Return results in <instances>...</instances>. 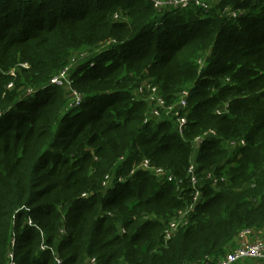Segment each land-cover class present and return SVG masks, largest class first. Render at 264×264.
<instances>
[{
	"label": "trees",
	"instance_id": "16d2710c",
	"mask_svg": "<svg viewBox=\"0 0 264 264\" xmlns=\"http://www.w3.org/2000/svg\"><path fill=\"white\" fill-rule=\"evenodd\" d=\"M228 3L247 10L213 15ZM146 83L189 90L184 135ZM245 228L264 231V0H0V264H213Z\"/></svg>",
	"mask_w": 264,
	"mask_h": 264
},
{
	"label": "built area",
	"instance_id": "2783aa9c",
	"mask_svg": "<svg viewBox=\"0 0 264 264\" xmlns=\"http://www.w3.org/2000/svg\"><path fill=\"white\" fill-rule=\"evenodd\" d=\"M154 5L157 8H185L189 7L191 4L195 6H200L205 9L210 7L205 0H152ZM219 3L223 0H217ZM242 1V0H241ZM230 8L228 11L225 10V7L222 10V15L230 18L229 14H235L238 11L241 15L243 12L241 8L237 7H227ZM220 9V7H219ZM69 69L60 74L58 77L52 80V84H63L64 81H67ZM139 95L145 94L148 92L146 100L153 104L152 109L150 110L149 117L161 119L166 115H175L176 116V127L179 134L184 135L187 125L188 118L186 116V107L188 106V97L189 90H183L180 94L179 99L174 103H167L165 98L159 93L158 88L151 83H146L140 86ZM81 97L80 95L76 96L75 105L80 104ZM228 108V104H225L224 107L218 108L217 112L221 113ZM148 120V118H146ZM208 135H217L215 130H209L199 135L195 138V145L199 147L202 141H204L205 137ZM244 143V141H242ZM141 166L143 168H151V164L149 160H145ZM157 173H164L162 168L156 169ZM189 173L191 174L192 185L195 188L198 183V177L195 174V165L191 164L189 167ZM110 176L106 177L105 185H109ZM123 180V178H120ZM168 180H173L172 176L168 177ZM202 198L201 192L197 189L193 198V203L186 209L180 210L177 216L170 222V224L165 229V239L170 240L178 228L181 225H186L191 220V212L194 210V205ZM246 259H251L259 264H264V231L262 230H254L252 228L243 229L235 241V246L232 250H230L223 258L219 259L213 264H235L236 262L243 261ZM89 264H97L95 259L89 261Z\"/></svg>",
	"mask_w": 264,
	"mask_h": 264
},
{
	"label": "rangeland",
	"instance_id": "374dc122",
	"mask_svg": "<svg viewBox=\"0 0 264 264\" xmlns=\"http://www.w3.org/2000/svg\"><path fill=\"white\" fill-rule=\"evenodd\" d=\"M206 2H207L208 4H210V7H209L208 9H206V10L214 9V8L217 6V3H219L217 0H206ZM227 7H234V6H232V4H229V3H228V4L225 6V10H226V11H228V9H230V8H227ZM238 8H239V7H237L236 10H238ZM246 10H247V8H246L245 10L241 8V11H242L243 13H244ZM221 11H222V10H219V8H218L217 11H214V12H212V13H213V15H216L215 17H218V13L220 14ZM240 15H241V14H240L238 11H236L235 14H233V13L229 14L230 19H236V18H238ZM21 65H23L25 68H28V67H27V63H22ZM11 72H15V69H12ZM67 75H68V73H67ZM66 78H67V77H66ZM64 83H68V84H69V80H68V78H67V81H64ZM13 87H14V82H13V84L9 85L8 88H9V89H14ZM152 105H153V104H152ZM152 107H153V106H152ZM158 176H160V177H165V174H164V173H158ZM243 264H249V263L247 262V263H243Z\"/></svg>",
	"mask_w": 264,
	"mask_h": 264
},
{
	"label": "bare ground",
	"instance_id": "6f19581e",
	"mask_svg": "<svg viewBox=\"0 0 264 264\" xmlns=\"http://www.w3.org/2000/svg\"><path fill=\"white\" fill-rule=\"evenodd\" d=\"M86 73V72H85Z\"/></svg>",
	"mask_w": 264,
	"mask_h": 264
}]
</instances>
